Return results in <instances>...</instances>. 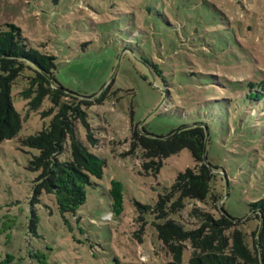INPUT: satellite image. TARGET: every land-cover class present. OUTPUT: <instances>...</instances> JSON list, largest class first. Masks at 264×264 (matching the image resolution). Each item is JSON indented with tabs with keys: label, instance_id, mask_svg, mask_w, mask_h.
Segmentation results:
<instances>
[{
	"label": "rangeland",
	"instance_id": "rangeland-1",
	"mask_svg": "<svg viewBox=\"0 0 264 264\" xmlns=\"http://www.w3.org/2000/svg\"><path fill=\"white\" fill-rule=\"evenodd\" d=\"M146 5L150 13L141 8ZM6 23L18 26L29 46L55 56V77L64 90L92 103L87 121L97 145L89 150L104 165L74 213L60 212L52 194L33 199L39 171L29 161L38 150L20 140L47 126L56 108L48 113L52 104L45 98L29 109L20 95L24 81L17 79L11 100L21 129L0 142L1 264L171 259L156 236L160 219L152 211L141 214L136 204L154 207L177 174L195 163L184 148L164 158L158 172L145 171L140 148L127 152L132 129L165 137L204 122L207 162L220 167L216 173L224 179L216 209L223 202L231 217L245 220L250 203L264 198V102L243 104L230 90L236 81L264 79V0H190L188 6L176 0H0V29ZM76 135L87 145L81 124ZM67 155L64 145L59 157ZM112 179L122 188L118 214L111 208ZM253 226L249 221L248 230ZM190 254L189 248L183 252V263Z\"/></svg>",
	"mask_w": 264,
	"mask_h": 264
},
{
	"label": "trees",
	"instance_id": "trees-1",
	"mask_svg": "<svg viewBox=\"0 0 264 264\" xmlns=\"http://www.w3.org/2000/svg\"><path fill=\"white\" fill-rule=\"evenodd\" d=\"M189 1L176 0L182 6H188ZM141 8L147 13L151 11L149 5ZM5 26L6 29H0V142L16 137L21 129V117L12 104L11 88L17 79L23 80L25 86L20 95L28 100L29 109H38L45 98L52 104L48 113L56 108L47 126L20 140L23 146L38 150L29 161V168L39 171L33 199L43 192L52 194L60 212L74 213L85 203V187L90 185L91 178L103 175V160L89 150V146L97 145L87 121L86 109L92 103L79 99L86 98L85 95L65 92L60 86L55 77V56L29 46L15 24ZM153 67L162 76L158 66ZM233 84L237 88L230 90L243 104L264 102V79ZM104 93L102 90L96 97L97 104L102 102ZM77 124L85 129L87 145L76 135ZM207 140L208 127L202 121L181 126L165 137L152 136L143 129L131 131L127 152L140 148L141 167L145 171L158 172L164 158L184 148L189 149L195 163L194 167L177 174L170 190L158 196L154 207L136 204L141 214L152 211L160 219L154 222L156 236L165 255L171 257L162 264H264V198L250 203L252 214L245 220L231 217L224 210L223 202L216 209L215 202L225 194L224 179L216 173L221 168L207 162ZM64 145L68 155L61 159ZM109 195L112 212L118 214L123 204L120 182L110 181ZM251 220L254 226L248 230ZM188 248L191 254L187 263H183V252Z\"/></svg>",
	"mask_w": 264,
	"mask_h": 264
},
{
	"label": "built area",
	"instance_id": "built-area-1",
	"mask_svg": "<svg viewBox=\"0 0 264 264\" xmlns=\"http://www.w3.org/2000/svg\"><path fill=\"white\" fill-rule=\"evenodd\" d=\"M109 216H111V214H108L105 218H108Z\"/></svg>",
	"mask_w": 264,
	"mask_h": 264
},
{
	"label": "water",
	"instance_id": "water-1",
	"mask_svg": "<svg viewBox=\"0 0 264 264\" xmlns=\"http://www.w3.org/2000/svg\"><path fill=\"white\" fill-rule=\"evenodd\" d=\"M65 92H68V93H71V92H69V91H67V90H64Z\"/></svg>",
	"mask_w": 264,
	"mask_h": 264
}]
</instances>
